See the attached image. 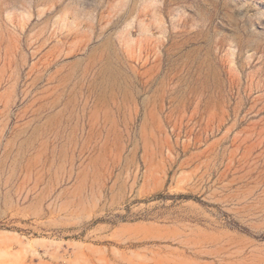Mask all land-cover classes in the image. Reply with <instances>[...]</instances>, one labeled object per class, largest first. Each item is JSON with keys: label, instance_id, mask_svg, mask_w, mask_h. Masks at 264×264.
<instances>
[{"label": "rangeland", "instance_id": "rangeland-1", "mask_svg": "<svg viewBox=\"0 0 264 264\" xmlns=\"http://www.w3.org/2000/svg\"><path fill=\"white\" fill-rule=\"evenodd\" d=\"M0 264H264V0H0Z\"/></svg>", "mask_w": 264, "mask_h": 264}]
</instances>
